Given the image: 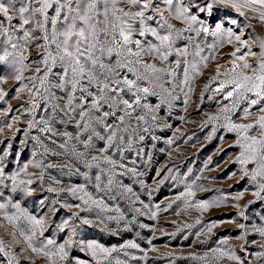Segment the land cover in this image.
Segmentation results:
<instances>
[{
  "label": "rangeland",
  "instance_id": "rangeland-1",
  "mask_svg": "<svg viewBox=\"0 0 264 264\" xmlns=\"http://www.w3.org/2000/svg\"><path fill=\"white\" fill-rule=\"evenodd\" d=\"M158 2L161 8L166 7L163 0ZM236 2L242 4L243 0ZM197 15L209 32H201L197 36L194 31L188 30L175 40L174 49L187 48L186 57H177L173 53L164 63L158 58L145 57L148 63L175 71L174 76L164 78L168 81L164 88L172 96H167L160 87L141 82L142 86L151 87L157 93L141 100V104L147 103L153 111L136 107L132 117L126 118L128 130L120 133L124 142L117 141L123 149L122 154L116 145L103 152L106 142L96 137L86 149L83 141L90 133L82 131L59 110L54 113L52 104L39 97L36 101L40 106L33 112L28 111L31 108L29 90L35 91L30 78L43 75V72H35L37 67L43 68L40 64L42 49L33 46L43 43L42 39L33 41V45L24 52L26 59L23 64L0 62V89L7 93L0 99V154L4 151L10 153L5 159V174L20 172L22 179L33 181L30 187L35 189L32 195H27L20 190L12 192L9 180L0 184V192L3 193L0 203L10 200L7 211L19 217L18 227H13L0 216V240L4 241L3 246L8 253L0 252V264H8L10 257L14 258L12 264H51L43 254L32 252L24 236L20 235L21 230L28 232L31 228L27 217L43 221V228L36 229L35 246L40 247L47 239L55 241V245L49 246L53 249L69 239L75 241L70 248L66 245L69 253L67 260L60 261L54 257L57 264H76L77 258L90 259L86 252L80 251L81 241H96L105 247L117 248L134 241L139 248H123L113 253V257H118L124 264H236L235 260L227 257L218 258L215 249L234 252L245 264H264V258L256 255L264 251L260 247L264 244V236L258 231L264 228V191H260L264 178H251L255 164L242 166L237 162L241 151L237 145L238 134L223 126L226 123L225 114L221 113V109L228 105L231 111L227 115L233 123H253L254 117L260 115L258 106L250 109L252 117L243 119L247 102L240 100L232 108V100L225 99L224 92L215 91L220 81H211L217 72L221 73L220 80L225 79L223 73L231 70L233 62L243 63L231 55L237 48L240 51L236 55L245 54V59L252 65V69L238 71L253 75L261 57L259 45L264 41V21L260 19L259 12L249 8L237 9L231 3L214 5L211 17L201 13ZM233 19L237 24L231 23ZM168 22L176 28H189L178 20L170 18ZM217 23H222L223 29L213 36L211 33L216 31ZM229 30L232 36L228 35ZM161 34H164L163 31ZM36 35L41 34L37 31ZM134 38H139L138 34ZM147 39L159 43L154 37ZM197 44L203 49L200 56L195 55ZM249 49L254 55L247 54ZM201 57H207V60ZM177 59L181 61L179 67L175 63ZM193 63H196L199 73L193 71ZM185 68L188 69L187 83H184ZM126 74L134 78L131 73ZM16 76L21 79L17 80ZM49 79L55 82V77L50 76ZM205 84L209 85L207 90ZM228 90L230 87L225 92ZM52 91L57 96L63 95L58 89ZM124 98H130V94ZM141 115L144 120L137 119ZM216 115L220 116L218 121L205 123L209 116ZM44 120L48 121L53 132L40 130L45 127ZM76 120H79L78 116ZM29 121L36 123V127L29 128ZM97 130L100 131L99 126ZM64 133H69L71 139ZM255 134V130L250 133ZM140 136L144 140L141 141ZM104 155L116 161L115 167L103 162ZM93 156L100 157L98 163L92 161ZM25 164L31 175L21 171ZM37 164L40 167H36ZM121 164L124 167H120ZM244 167L248 170L247 176L244 175ZM81 185L94 200H103L107 209H98L91 202L85 205L79 199L83 193L74 195L66 191ZM49 187L57 191L49 192ZM189 188L195 193L192 197L186 195ZM257 191H260L259 197L254 195ZM84 198L87 199L86 196ZM201 202L218 206L202 212L196 207ZM11 204H19L20 207L16 209ZM77 204L79 208L74 207ZM153 212L156 213L154 219ZM84 218L91 220L92 224H82ZM65 220L69 226L61 231L57 225ZM213 224L215 227H211ZM13 233L16 234L14 240ZM124 252L128 255L125 256ZM193 256H207V260L193 259ZM112 264H115L114 259Z\"/></svg>",
  "mask_w": 264,
  "mask_h": 264
},
{
  "label": "snow or ice",
  "instance_id": "snow-or-ice-1",
  "mask_svg": "<svg viewBox=\"0 0 264 264\" xmlns=\"http://www.w3.org/2000/svg\"><path fill=\"white\" fill-rule=\"evenodd\" d=\"M163 3L166 5L165 8L160 7L158 0H0V47H2L0 62L23 64L26 59L24 52L30 45H33V41L42 39L43 43L33 46L42 49L40 64L43 65V68L37 67L35 72L38 74L43 72V75L30 78L35 91L29 90L31 108L28 111L33 112L40 106L36 101V97H39L45 103L52 104L54 113L59 110L68 116L71 122L76 123L82 131L90 133L83 141L86 149L93 137H96L106 142L107 146L103 152H107L109 148L116 145L122 154L123 149L120 148L117 141L121 144L124 142V136L120 133L128 130V126L125 125L126 118L132 117V112L136 107L153 111L147 103L141 104V100L148 95L157 93L152 91L151 87L142 86L141 82L160 87L167 96H172V93L164 88V84L168 82L164 78L165 76H174L175 71L170 67H158L155 63L146 62V56L158 58L161 63L167 61L173 53L177 57H186L188 55L187 48L174 49L175 40L188 30L194 31L197 36L201 32L208 33L209 28L205 26L197 13L207 14L211 17L216 4L231 3V6L237 9L249 8L253 12H259L260 19L264 21V0H243L242 4L237 3L236 0H176V2L163 0ZM170 18L188 25L189 28H176L175 25L168 22ZM231 23L237 24V21L233 19ZM195 25H200V27H194ZM222 29L223 24L217 23L216 31L211 35H217ZM37 31L41 35H36ZM161 31L164 34H161ZM137 34L139 38H134ZM228 35H233L231 30L228 31ZM149 36L154 37L159 43H153L152 40L147 39ZM189 39L193 38L189 37ZM236 39L240 40V37L236 36ZM195 47V55L200 56L203 49L199 47V44ZM245 47H247L246 44ZM259 47L261 57L257 69L253 70V75L238 71V69H252V65L245 59V54L236 55L240 51L237 48L231 55L243 63L233 62L231 70L224 71L225 79L223 80H220L221 73L219 72L211 78L212 82L220 81L215 91L217 93L224 92V98L232 100V108H235L240 100L247 102L248 107L243 110V119L247 120L252 117L253 113L250 109L258 106L260 115L254 117L253 123H233L231 117L227 115L231 108L225 105L221 109V113L225 114L223 118L226 121L223 126L238 134L237 145L241 151L236 158L237 162L242 166L256 165L252 172L253 180H256L257 177L264 178V41H261ZM247 54L253 53L249 49ZM201 59L206 61L207 57H201ZM175 63L179 67L181 61L177 59ZM205 66L207 65L205 64ZM54 69L59 70L54 71ZM192 69L199 73L196 63L192 64ZM126 73H131L134 78H129ZM184 75V83H187V68L184 70ZM50 76L55 77L54 83L50 81ZM15 78L21 79L20 76ZM208 87V84L204 85L205 90ZM229 87L230 90L225 92V89ZM52 89H58L63 95L57 96ZM129 94L130 98H124ZM6 95L7 93L0 89V99ZM177 98L172 97V99ZM76 116L79 117V120H76ZM137 119L144 120V116H138ZM152 119L155 121L156 117L153 116ZM219 119V115L209 116L205 123ZM42 123L45 127L40 129L41 131L53 132L47 120ZM97 126L100 131L97 130ZM28 127H36V123L29 121ZM144 130L147 131V129ZM253 130L256 134L250 135ZM215 131L216 129L213 128V132ZM101 132L107 135H102ZM63 135L71 139L69 133ZM33 139L38 140L39 138L33 137ZM77 139H79V133ZM139 139L142 141L144 137L140 136ZM130 146L131 142H129ZM8 147L10 148L11 145L9 144ZM9 155L10 153L7 151L0 154V184L9 180L12 183V192L20 190L27 195H32L35 189L30 187L33 184L31 179H22L20 172L13 175L5 174V159ZM79 155L83 156L84 154L79 153ZM99 160V156L92 157L94 162L98 163ZM103 162L114 167L116 165V161L109 155L103 156ZM35 166L40 167L39 164ZM88 166L91 167V163ZM120 167H124V165L121 164ZM21 171L25 175H31L27 172L26 164ZM129 171H134V169H129ZM244 175H248L246 167H244ZM96 179L99 180L100 177L97 176ZM48 191L55 192L57 190L49 187ZM60 191H65V189ZM66 191L72 192L74 195L77 192L83 193L79 199L85 205L91 202L98 209H107L103 200H94L84 191L82 185L78 188H69ZM128 191L130 192L131 189L129 188ZM260 191H264V185H261ZM260 191L254 195L259 197ZM186 195L192 197L195 193L189 188ZM2 196L3 193L0 192V197ZM85 196L87 199L84 198ZM239 198L237 197V199ZM10 203V200L7 203H0V216L9 225L18 227L19 217L15 213L10 214L7 211ZM11 206L16 209L20 207L19 204H11ZM66 206L73 207V205ZM217 206L208 202L196 204L197 209L202 212ZM74 207L79 208L80 205L77 204ZM73 215L78 214L74 213ZM151 215L154 219L156 213L153 212ZM240 215L243 216L244 213L241 212ZM27 219L31 228L28 232L20 231V235L25 238L27 247L34 253L43 254L51 264H57L54 257H58L60 261L67 260L69 253L66 245L70 248L75 241L69 239L63 244L56 245L53 249L49 246L55 245V241L47 239L46 242H42L40 247H37L33 244V240L36 238V229L43 228V221L35 217H27ZM109 219L114 218L110 217ZM81 223L91 225L92 221L84 218ZM68 226V221L65 220L58 224L57 228L63 231ZM141 227H146V225H141ZM211 227H215V225L213 224ZM211 227L209 231H211ZM240 227L244 226L240 225ZM258 231L261 236H264V228L258 229ZM73 234H75V229H73ZM15 235V233L12 234L13 240ZM41 235H43L42 231ZM222 243H227V241H222ZM3 245L4 241L0 240V252L8 255ZM260 247L264 248V244H261ZM123 248L135 249L139 248V245L134 241H128L117 248L105 247L96 241H81L80 251L86 252L90 259L77 258L76 264H112L113 259L115 264H124L118 257H113V253L120 252ZM214 252L218 253V258L227 257L229 260H235L236 264H245V261L234 252L223 249H215ZM124 255L127 256L128 253L124 252ZM256 255L264 258V251L256 253ZM192 258L207 260V256H193ZM13 259L10 257L8 264H12Z\"/></svg>",
  "mask_w": 264,
  "mask_h": 264
}]
</instances>
